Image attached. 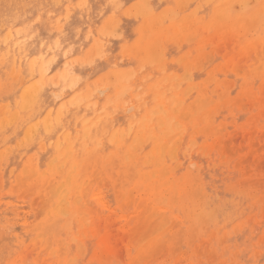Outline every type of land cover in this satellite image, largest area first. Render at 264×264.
I'll return each instance as SVG.
<instances>
[{"label":"rangeland","instance_id":"obj_1","mask_svg":"<svg viewBox=\"0 0 264 264\" xmlns=\"http://www.w3.org/2000/svg\"><path fill=\"white\" fill-rule=\"evenodd\" d=\"M145 13L157 19L147 38L179 28L161 41L162 63L134 55ZM71 18L76 36L62 42ZM38 36L48 48L60 42L56 53L75 70V85L60 79L59 118L57 103L24 99L36 78L13 59L18 43ZM117 73L127 77L121 93ZM166 76L167 110H178L176 93L186 108L183 129L160 139L145 110L156 106L149 86ZM68 148L78 161L72 198L60 186L74 161ZM129 148L152 182L171 181L161 191L168 202L125 169ZM112 154L102 171L100 157ZM76 197L81 206L67 215ZM0 264H264V0H0Z\"/></svg>","mask_w":264,"mask_h":264},{"label":"bare ground","instance_id":"obj_2","mask_svg":"<svg viewBox=\"0 0 264 264\" xmlns=\"http://www.w3.org/2000/svg\"><path fill=\"white\" fill-rule=\"evenodd\" d=\"M184 1L185 0H177V5L181 6ZM234 6H235V4H234ZM259 8L260 7H258V9L253 8V10L251 11L252 17H256V12L259 10ZM215 13L217 14V16L223 17V12L220 11V8L216 9ZM234 13H235V11H234ZM143 16H144L145 25L142 26L141 32H142L144 38H146V39H143L144 41L142 40L141 43L138 45V47H139L138 48V50H139L138 55H137V53H135L134 55L137 57V59L139 61H141V63L148 61V59L152 58L153 55H154L153 60L155 62H161L162 63L161 41H163V39H165V38L167 39V38H170L171 36L175 35L179 31V28L175 27V26L172 28H169L168 32L163 33V35L161 33L162 30H156L155 32H153L155 34L153 37L147 38L148 34H150V32H148L145 28H148V29L150 28L149 30H152L153 24L157 21V19L154 16H151L149 13H145V14H143ZM239 18L243 19L242 16ZM228 19L229 18L224 17V23H228V21H229ZM253 20H255V19H253ZM75 24H76L75 21L71 18L69 20V22L65 25V30H64L65 31V38H63L62 42L74 40V38L76 36ZM252 24H253L252 22L249 23V26H252ZM246 27H248V26L246 25ZM158 40H160V41L158 42V44L155 47L154 44ZM196 44H197L196 49H197V51L200 52V49L198 47L199 42H197ZM16 46H17V48L14 50L15 54H14V58H13L15 64H17V62H20V64H21V61L27 62L29 65V68H30L31 75H32L31 80L33 78H36L35 80H33L30 83V85L25 90H23L24 91V94H23L24 99L27 100L28 102H31L32 99H36L39 102H42L43 104H52V103L56 104L57 103L58 104L57 118H59L61 111H62V106L64 104L63 95L58 93V87L60 84V79H64L65 81L69 82L71 85H75L77 83L75 70H74V67H73L71 61L69 60L68 55L66 54L65 56L62 57L59 55L60 53H56V50L61 48V43L57 42V43H55L54 46L48 48V46L46 45V40L44 41L42 37L38 36V37H35L34 39H32L30 42L23 41V42L18 43ZM98 48H99V46L97 44L96 47H94L92 49V52L89 53L88 60H90L94 55L101 53V51H97ZM124 51L128 52L129 50L127 48H125ZM94 57L92 58V60L94 59ZM94 61L90 64V67L93 66L94 72H100L101 67H102V61H97V62H94ZM52 73H54V75L51 76ZM117 74L118 75L114 78L113 82L118 84V86L116 88L117 93L118 92L121 93V92L128 89V87L126 86L127 77L124 76V74H122V73H117ZM170 80L171 79L169 77L167 78V76H166V77H163L162 79L158 80L155 84H153V85L151 84L149 86V89H155L156 93H155V97H154V102H155L156 106L155 107L153 106L152 109L146 108L145 117L147 119H149L147 116L148 114H151V113L156 114L157 120H158V125L160 126L161 132L164 135V136H160V139H163L168 134L174 132V129H175V131H180L183 129V127L181 125H179V121H178L179 110L184 109L186 107L185 106L180 107L179 102H181V100L177 97L178 93L173 95L171 98V101H170V104L174 105L175 108H178V110L177 111H175V110L169 111V110H167V107L164 104V99H165L164 93L160 92L165 85L170 83ZM128 82H129V80H128ZM173 85H174V81H173ZM47 109L49 112L48 114L50 115L52 110L50 108H47ZM162 111H163V113H162ZM207 116H208V111L204 112L201 115V121L207 122ZM49 117H47V120H49ZM175 124H178V125H175ZM193 125H194V127H196V124H193ZM145 127H146V122H145ZM143 137H144V133L143 134L139 133L136 136L138 141L142 140ZM155 140H157V139H155ZM117 144H119V143L117 142ZM164 144H165V142H163L159 145V147H160V149H158L159 153L164 152ZM68 152L70 154L68 157V161L72 160V159L74 161L71 165L72 169H70V171H68L66 173L68 175L67 184H60V186L66 187L67 185H69L67 190H66L67 194H66L65 198H67V197L72 198V196L77 195L80 192V191L77 192L75 189L78 186V180H79L78 176L79 175L77 172H75L74 168L76 167L78 161H76L74 159L71 148H68ZM88 153L90 154V151H88ZM63 155H65V154H63ZM100 158L101 159L99 161V163H100L99 167L103 171L105 169V167H108L111 165L110 159H113L114 155L112 154L106 158H104V157H100ZM126 159H127L126 162L128 165H126L125 169L127 171H129L132 175H136L138 177V181L141 180V182H143L142 186L145 190H147L150 193L151 192L150 187L155 186L156 190L154 192L155 193L154 194L155 195L154 200L157 201L158 199H160V200L164 199V200H166V202H168L169 197H164L165 195H163L161 193V191H162V189L170 188L169 185L171 184V181L170 182H164V184H159L156 175H154V179L156 181L152 182L150 173L141 172L140 170H137L136 166H135L137 162H135V157L132 156V154L130 152V148L126 150ZM158 161H160V159ZM85 162L88 163L89 159L86 161L84 160L83 163H85ZM148 162L151 165H154V161L151 163V159H149L148 157H145V160H143V163H148ZM159 164H160V162L156 163L157 167H156L154 173L159 172V170L161 169V168H159ZM28 167H29L28 169H29L30 173H32V174L37 173L36 166L32 161H30L28 163ZM62 174H65V173H62ZM61 176H60V178H61ZM138 181L134 183V187H138V185H139ZM155 182H157V183H155ZM187 183L188 182L185 181L182 184L185 187V185H187ZM178 187H179V184L176 185V189ZM77 189H78V187H77ZM171 192H172V194L175 193L174 191H171ZM180 196H181V194L178 192L177 199H172V197H171V199L173 201L172 203L178 202V197H180ZM77 198L79 199V197H76L74 200H72V202H70L73 204V206H74L75 200ZM62 200L63 199L60 198V201H62ZM80 206L81 205L79 203L76 207L75 206L73 208L70 207L69 209H67L65 211V213L67 215L72 216L74 214V212L78 211ZM56 207H57L56 211H58V213L63 211V209L58 208V206H56ZM153 210H150V211H153ZM156 212H157V210H156ZM152 213H154V212H152ZM193 216L194 215H191V218ZM77 222H78V225H81L80 219H77ZM79 236H80V231L78 232V236L75 238L78 239Z\"/></svg>","mask_w":264,"mask_h":264}]
</instances>
